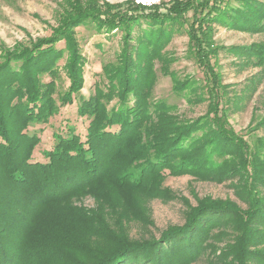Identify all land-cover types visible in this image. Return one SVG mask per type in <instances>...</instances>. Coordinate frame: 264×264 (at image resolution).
<instances>
[{
  "label": "trees",
  "instance_id": "1",
  "mask_svg": "<svg viewBox=\"0 0 264 264\" xmlns=\"http://www.w3.org/2000/svg\"><path fill=\"white\" fill-rule=\"evenodd\" d=\"M216 1L189 0L180 8L193 6L191 9L201 11L212 22L228 20L227 24L245 30L264 29V0H238V8L225 11L224 6L219 17L211 18L207 15L217 8ZM126 8L143 11L134 4ZM100 10L107 27L87 25L102 33L124 27L126 41L118 71L109 75L102 68L106 79L95 85L88 98L80 95L85 57L66 35L41 43L29 49L27 56L9 59L0 68V264H190L206 249L212 228L230 224L231 219L242 225V236L235 246L224 250L223 259L230 258L231 264H264L262 249L251 252L246 247L252 241L250 235L264 233V196L252 188L255 180L264 185L259 172L254 175L258 165L254 163L263 165V155L245 144L236 149L224 107L210 118L165 128L160 115L170 107L148 100L144 85H137L170 39L175 23L179 20L183 26V19L159 11L122 16L110 9ZM100 13L77 5L68 20L78 27L86 25L81 21L87 18L98 20ZM204 17L199 19L201 30L191 32V39L199 41L198 55L202 39L209 42ZM55 42H63L64 48H57ZM204 53L212 55L209 49ZM252 53L264 58V48ZM66 57L71 59L67 71L70 86L62 92L55 81L58 63ZM197 60L202 58L197 56ZM207 79L213 81L211 74ZM211 89L218 92L216 86H209ZM73 102L72 112L63 111L65 117L57 121L61 108ZM69 113L74 115L70 121L66 119ZM48 138L49 144L38 148ZM239 150L242 165L232 172L226 170V157ZM239 172L246 175L237 177H242L248 214L206 198L186 212L182 225L170 226L158 238L133 240L124 232L115 233L104 220L106 214L100 213L102 207L113 205L130 214L131 203H119L120 197L109 196L128 192L136 198L131 201L141 215L130 214V220L150 223L145 206L160 194V183L166 177L188 175L220 182ZM85 195L97 202V210L72 207Z\"/></svg>",
  "mask_w": 264,
  "mask_h": 264
},
{
  "label": "rangeland",
  "instance_id": "2",
  "mask_svg": "<svg viewBox=\"0 0 264 264\" xmlns=\"http://www.w3.org/2000/svg\"><path fill=\"white\" fill-rule=\"evenodd\" d=\"M188 1L158 0L148 6L139 4L143 9L140 13L149 14L159 11L183 19L184 24L182 26L179 20H176L178 24L175 23L170 39L160 50L158 58L153 59L152 67L148 69L146 77L143 73L137 80V85L139 83L144 85L148 100L164 102L170 107V110L163 113L164 115H160L166 122L165 128L181 127L186 121H199L206 116L210 118L212 112L224 107L226 123L235 140L236 149L241 146L240 144H245L259 151L260 155H263L264 165V58L252 53V50L264 48V29L249 31L244 27L227 24L228 20L212 22L207 20L201 11L191 9L193 6H190L191 10H181ZM260 1L263 2V0ZM133 4L137 5L134 0H0V68L6 64L7 60L27 56L29 49L50 41L58 35H66L72 38L71 42L74 40L78 51L85 57L86 64L81 72L83 83L80 95L88 98L93 94L95 85L101 84V80L106 79L104 73H101L102 68L109 75H114L118 71L126 41L123 34L124 27L120 31L115 29L111 33L108 31L102 33L108 24L105 22L106 16L100 9L103 11L110 9L122 16L128 13L129 16L139 15L140 13L126 8ZM77 5L94 8L97 13L101 12L100 16L97 15L98 20L87 18L81 21L86 25L75 27L74 21L68 18L77 9ZM216 6L217 8L211 9L207 16L219 17V12L224 6L227 11L229 8H238L240 2L238 0H217ZM201 17L206 18L204 23L207 22L209 25L205 28V31L209 32V42H204L202 39L201 53L198 55L200 45L197 42L199 41L191 39V32L195 31L194 28L197 31L201 30L202 27L199 24ZM96 23L102 25L101 32L95 31L94 25H87H97ZM142 28H146V25L142 24ZM134 31L137 33V29ZM132 44L136 46L135 41ZM53 45L57 48H64L63 42L58 44L55 42ZM208 49L211 56L204 53ZM197 56L202 58L201 62L197 60ZM208 58L210 64H207V68H212V71L210 68L208 73L213 77V81H208V73L204 72L207 71L205 64ZM70 62V57H66V60L61 59L58 63L60 67H58L59 72L55 83L58 88L62 86V92L70 86L67 76ZM208 84L216 86L218 92L213 93L214 89L210 92ZM74 102L72 105L61 108L60 115L56 117L57 121L60 117H65L61 115L63 111L72 112ZM66 119L70 121L74 119V115L66 114ZM49 142L48 138V142L43 141V145L38 148H43L41 146H46ZM242 158L240 150L231 152L225 160L226 170L232 172L240 167L243 162ZM256 164L258 165L254 167V175L255 172H259L258 176H262L263 179L264 166L254 163ZM237 176L246 175L239 172L220 182L201 180L188 175L166 177L160 183V194L149 200L145 206L148 210L145 215L150 223L140 222L139 218L130 220V214L132 216L141 215L137 214L131 201L136 198L130 196L128 192H113L109 196L115 199L117 196L120 197L119 203L123 201L131 203L132 208L128 206L130 214L120 212L123 207L113 205L102 207L100 213L106 214L104 220L112 224L115 233L124 232L133 240L158 238L160 233L170 226L182 225L186 212L197 206V201L206 198L229 203L234 209L248 214L251 211L241 186V179H239L242 177ZM252 188L256 189L253 191L260 192L264 196V185L261 182L255 180ZM115 199H112L111 204L115 202ZM72 207L93 212L99 208V205L91 197L85 195L79 201L75 200ZM127 216L129 219L125 218ZM229 223L212 228L204 246L206 249L190 264H231L229 263L230 258L223 259L221 255L224 250L235 246L237 240L241 238L242 225L239 221L233 222L232 219ZM263 234V231H259L257 235H250L252 241L246 247L250 251L262 249L264 252ZM258 238L261 240L257 241ZM83 260L85 261L82 258L81 261Z\"/></svg>",
  "mask_w": 264,
  "mask_h": 264
},
{
  "label": "built area",
  "instance_id": "3",
  "mask_svg": "<svg viewBox=\"0 0 264 264\" xmlns=\"http://www.w3.org/2000/svg\"><path fill=\"white\" fill-rule=\"evenodd\" d=\"M134 1L136 2L137 5L142 4L143 6L145 5L148 6V5L155 3L158 0H134Z\"/></svg>",
  "mask_w": 264,
  "mask_h": 264
}]
</instances>
